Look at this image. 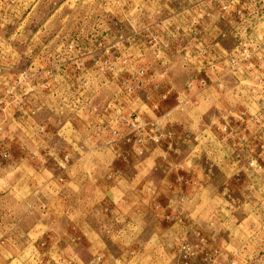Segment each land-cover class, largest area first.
Returning <instances> with one entry per match:
<instances>
[{"label":"rangeland","instance_id":"1","mask_svg":"<svg viewBox=\"0 0 264 264\" xmlns=\"http://www.w3.org/2000/svg\"><path fill=\"white\" fill-rule=\"evenodd\" d=\"M0 264H264V0H0Z\"/></svg>","mask_w":264,"mask_h":264},{"label":"built area","instance_id":"2","mask_svg":"<svg viewBox=\"0 0 264 264\" xmlns=\"http://www.w3.org/2000/svg\"><path fill=\"white\" fill-rule=\"evenodd\" d=\"M120 122L127 126L123 136H157L153 138L155 141H159V136H163L161 132L157 131L159 126L155 121L145 122L142 117L136 114L122 118ZM136 141L142 143L143 139L138 137Z\"/></svg>","mask_w":264,"mask_h":264},{"label":"crops","instance_id":"3","mask_svg":"<svg viewBox=\"0 0 264 264\" xmlns=\"http://www.w3.org/2000/svg\"><path fill=\"white\" fill-rule=\"evenodd\" d=\"M78 201H79V198H78ZM83 203L89 204V200H88V198H87L86 200H82V204H83ZM86 204H85V205H86Z\"/></svg>","mask_w":264,"mask_h":264}]
</instances>
